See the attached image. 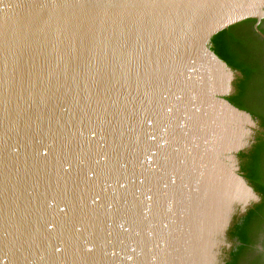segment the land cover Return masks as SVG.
Here are the masks:
<instances>
[{"label": "water", "instance_id": "water-1", "mask_svg": "<svg viewBox=\"0 0 264 264\" xmlns=\"http://www.w3.org/2000/svg\"><path fill=\"white\" fill-rule=\"evenodd\" d=\"M0 264H264V0H0Z\"/></svg>", "mask_w": 264, "mask_h": 264}]
</instances>
